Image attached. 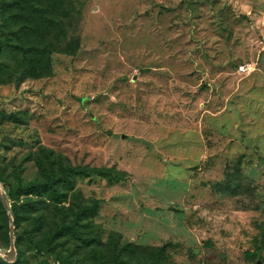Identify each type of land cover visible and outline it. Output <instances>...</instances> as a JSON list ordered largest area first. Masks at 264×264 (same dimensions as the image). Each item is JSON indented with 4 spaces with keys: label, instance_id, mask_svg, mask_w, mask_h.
Wrapping results in <instances>:
<instances>
[{
    "label": "rangeland",
    "instance_id": "obj_1",
    "mask_svg": "<svg viewBox=\"0 0 264 264\" xmlns=\"http://www.w3.org/2000/svg\"><path fill=\"white\" fill-rule=\"evenodd\" d=\"M20 1L0 51L16 115L0 118V192L45 179L40 162L72 181L60 204L12 196L37 204L10 258L0 216V264H57L32 239L63 222L71 264H264V0Z\"/></svg>",
    "mask_w": 264,
    "mask_h": 264
},
{
    "label": "trees",
    "instance_id": "obj_2",
    "mask_svg": "<svg viewBox=\"0 0 264 264\" xmlns=\"http://www.w3.org/2000/svg\"><path fill=\"white\" fill-rule=\"evenodd\" d=\"M37 3L36 0H29V4ZM25 1H17V0H7L5 2L4 7H0V51H4L5 49L9 48V43L11 41V36L9 35L10 29V21L16 17L15 9L17 7H21ZM34 6V5H30ZM32 14V12H30ZM14 33V32H13ZM7 44V46H6ZM34 54L35 50H29L27 52ZM32 62V61H31ZM34 63V61H33ZM1 68V67H0ZM0 118L1 119H13L15 121L16 115L15 114H7L4 111H0ZM39 165L45 172V179L42 180H33L26 184H19L18 186H13L11 182H5L6 193L2 194L0 192V216L2 220L7 222V227L9 226L10 216L9 213L12 214L13 218V225L17 224L20 209L22 207L29 208V211H33V207L36 206L37 201L30 198L25 202L20 204L12 201L13 197H20V196H38L41 199L47 197L48 199L52 200L53 202L60 204L64 201L65 193L61 189L62 186L67 185V183H71L70 174L68 171L62 170L58 174H52V169L48 171L41 162ZM84 173H91V172H98V173H110L111 175H115L109 169H102V168H94V169H83ZM2 197H4L9 205V210H7L4 206ZM34 211H37V208H34ZM86 211L83 210V213ZM82 213V214H83ZM80 216V215H79ZM74 222L68 224L63 222L61 225H58L56 229L52 230L50 233H44L43 237L39 240L32 239L34 250L38 252L40 255H49L52 256L54 254L53 259L57 264H71V261L68 257H63L60 251H57V242L61 237L67 236L71 231L77 229L73 226ZM15 232V231H14ZM15 236L17 237V232H15ZM2 264H20L19 257L16 259L12 258L11 260H3ZM100 264H129L127 261H119L118 259L107 262L102 261ZM137 264H143L142 262H138ZM152 264H161L160 260H155Z\"/></svg>",
    "mask_w": 264,
    "mask_h": 264
},
{
    "label": "water",
    "instance_id": "obj_3",
    "mask_svg": "<svg viewBox=\"0 0 264 264\" xmlns=\"http://www.w3.org/2000/svg\"><path fill=\"white\" fill-rule=\"evenodd\" d=\"M2 200H3V203H4V206L7 210H9V205L6 201V199L4 197H2ZM9 216H10V221H11V224H10V233H11V239H12V246H11V249L9 252H6V256L7 258H10L13 256V254L15 253V247H14V235H15V232H14V225H13V218H12V214L9 213Z\"/></svg>",
    "mask_w": 264,
    "mask_h": 264
},
{
    "label": "built area",
    "instance_id": "obj_4",
    "mask_svg": "<svg viewBox=\"0 0 264 264\" xmlns=\"http://www.w3.org/2000/svg\"><path fill=\"white\" fill-rule=\"evenodd\" d=\"M246 69H247V67L244 66V65H242V66L240 67V70H241V71H245Z\"/></svg>",
    "mask_w": 264,
    "mask_h": 264
}]
</instances>
